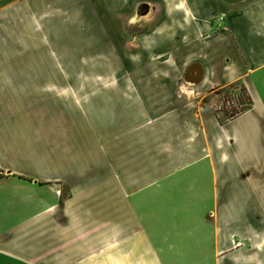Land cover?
Listing matches in <instances>:
<instances>
[{
    "label": "crops",
    "instance_id": "crops-1",
    "mask_svg": "<svg viewBox=\"0 0 264 264\" xmlns=\"http://www.w3.org/2000/svg\"><path fill=\"white\" fill-rule=\"evenodd\" d=\"M0 264H264V0H0Z\"/></svg>",
    "mask_w": 264,
    "mask_h": 264
},
{
    "label": "rangeland",
    "instance_id": "rangeland-1",
    "mask_svg": "<svg viewBox=\"0 0 264 264\" xmlns=\"http://www.w3.org/2000/svg\"><path fill=\"white\" fill-rule=\"evenodd\" d=\"M242 94L243 93L240 92L237 86L234 88H228V90L225 92L224 90L218 88L205 95L203 100L211 105L219 118H223V111H227L229 108H232L236 105L238 107L243 106L242 103L245 101V95ZM197 100H200V98H197ZM240 101H242V103H240Z\"/></svg>",
    "mask_w": 264,
    "mask_h": 264
},
{
    "label": "trees",
    "instance_id": "trees-1",
    "mask_svg": "<svg viewBox=\"0 0 264 264\" xmlns=\"http://www.w3.org/2000/svg\"><path fill=\"white\" fill-rule=\"evenodd\" d=\"M238 87L239 88V90H240V92L241 93H243L245 96V101L242 103V101H240V103H242L243 104V106H240V107H238L237 105L236 106H234V107H232V108H229V110H225V111H223L222 112V114H223V118H219L218 117V120H222V119H224V118H226V117H229V116H231V115H233V114H235V113H237V112H239V111H242L243 109H245L246 107H248V105H249V99H248V97H247V95L245 94V90L243 89V87L241 86V84L239 83V82H233V83H231V84H228L227 86H224V87H222V88H220V89H222V90H224V92L225 91H227L228 90V88H234V87ZM242 94V95H243ZM244 99V98H243Z\"/></svg>",
    "mask_w": 264,
    "mask_h": 264
},
{
    "label": "water",
    "instance_id": "water-1",
    "mask_svg": "<svg viewBox=\"0 0 264 264\" xmlns=\"http://www.w3.org/2000/svg\"><path fill=\"white\" fill-rule=\"evenodd\" d=\"M196 67L198 68V70L196 69ZM190 73H195L197 75V79H191L190 78ZM200 75H201V69L197 64H190L189 66L186 67V69L184 70L183 74H182V79L188 83H197L200 79Z\"/></svg>",
    "mask_w": 264,
    "mask_h": 264
},
{
    "label": "built area",
    "instance_id": "built-area-1",
    "mask_svg": "<svg viewBox=\"0 0 264 264\" xmlns=\"http://www.w3.org/2000/svg\"><path fill=\"white\" fill-rule=\"evenodd\" d=\"M222 19V17L221 16H218L217 18H216V21H220Z\"/></svg>",
    "mask_w": 264,
    "mask_h": 264
},
{
    "label": "bare ground",
    "instance_id": "bare-ground-1",
    "mask_svg": "<svg viewBox=\"0 0 264 264\" xmlns=\"http://www.w3.org/2000/svg\"><path fill=\"white\" fill-rule=\"evenodd\" d=\"M197 79V78H196ZM196 79H194V80H196Z\"/></svg>",
    "mask_w": 264,
    "mask_h": 264
}]
</instances>
